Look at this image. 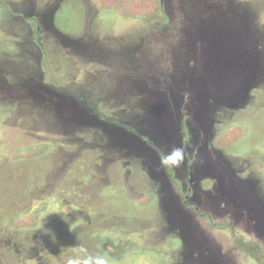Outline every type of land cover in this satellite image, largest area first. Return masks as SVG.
<instances>
[{
  "label": "rangeland",
  "instance_id": "1",
  "mask_svg": "<svg viewBox=\"0 0 264 264\" xmlns=\"http://www.w3.org/2000/svg\"><path fill=\"white\" fill-rule=\"evenodd\" d=\"M159 12L0 0V264H264L244 245L264 253V0Z\"/></svg>",
  "mask_w": 264,
  "mask_h": 264
},
{
  "label": "trees",
  "instance_id": "2",
  "mask_svg": "<svg viewBox=\"0 0 264 264\" xmlns=\"http://www.w3.org/2000/svg\"><path fill=\"white\" fill-rule=\"evenodd\" d=\"M5 1V0H4ZM97 3L101 8H110L115 10L117 13H119L123 17H152V20H159L157 22H163L165 18L160 16H154L157 13H160L161 9V0H97ZM102 113V112H101ZM102 119H107L108 121H111L109 117H105V115L101 114L99 115ZM222 133H219L217 135L216 144L218 146H229L234 144L235 142H238L241 138L247 135L248 133V126L241 122L237 121L233 124L226 126L222 129ZM56 149L54 148V145L51 142H43L41 144L30 146L29 149L22 150L19 153L13 154L14 159H23V158H39L42 155H49L50 158L56 154ZM53 164V162H52ZM96 174L95 171H91L90 173L86 174V178L83 180V183L86 182V180L91 181L92 175L94 176ZM90 178V179H89ZM95 181V180H93ZM100 182V181H98ZM101 183V182H100ZM103 186L100 192H104L105 195L108 193H111V187H113L115 184L112 179H110V182H103L101 183ZM104 184H110V185H104ZM109 189V190H108ZM190 206H193L192 203L187 202ZM41 207V206H40ZM36 208L33 211L22 214V215H14L12 218V227L14 229H20L27 226H32L36 220L37 216H39L40 212L45 210L44 207L42 208ZM65 208L67 210L70 209V205H66ZM230 225V224H229ZM243 242V241H242ZM244 243V242H243ZM247 251H250L254 256L255 259L258 261H261L264 263V253L260 251L257 246V243L252 242H245L244 243Z\"/></svg>",
  "mask_w": 264,
  "mask_h": 264
},
{
  "label": "crops",
  "instance_id": "3",
  "mask_svg": "<svg viewBox=\"0 0 264 264\" xmlns=\"http://www.w3.org/2000/svg\"><path fill=\"white\" fill-rule=\"evenodd\" d=\"M181 118L180 117H177V118H175L174 119V128H175V132H176V136H178V135H180V133H181V135H182V132L180 131V129L182 128L181 127V120H180ZM105 121L106 122H109L108 120H102L101 118H99V122H104L105 123ZM180 128V129H179ZM135 133H137V131H135ZM138 135H139V133H137ZM187 139H188V137H186V138H184V143L187 141ZM194 139V143L196 144V139L195 138H193ZM192 139V140H193ZM117 140H118V138H117ZM144 140H145V138H142V140H141V142L139 143V144H142V143H145L144 142ZM180 143H181V141H180ZM191 144H193V141L190 143V145ZM193 146V145H192ZM176 148V147H175ZM174 148V149H175ZM201 149H202V146H198V148H197V150L198 151H201ZM175 150H177V149H175ZM174 150V151H175ZM197 153L196 152H194V155H196ZM198 157V156H197ZM161 161H162V158L161 157H159V161H158V163L160 164L161 163ZM196 161V160H195ZM162 183V182H161ZM160 183V184H161ZM120 186H124V184L123 185H120ZM163 187V186H162ZM123 193L125 194V196H128V190H127V187H126V185L123 187Z\"/></svg>",
  "mask_w": 264,
  "mask_h": 264
},
{
  "label": "flooded vegetation",
  "instance_id": "4",
  "mask_svg": "<svg viewBox=\"0 0 264 264\" xmlns=\"http://www.w3.org/2000/svg\"><path fill=\"white\" fill-rule=\"evenodd\" d=\"M183 118H184V117H181V119H180V120L182 121V120H183ZM192 124H193V123H192ZM189 137H190V136H189ZM189 137H188V139H189ZM188 180H189V182H191V179H188ZM185 197H186V199L188 200V197H189V195H188V194H186V195H185ZM187 202H189V201H187ZM188 205H189V204H188ZM194 206H195V205H194ZM190 207H193V206H190ZM195 209H196V210H198L197 206H195Z\"/></svg>",
  "mask_w": 264,
  "mask_h": 264
}]
</instances>
